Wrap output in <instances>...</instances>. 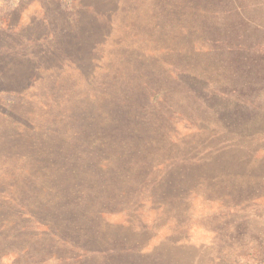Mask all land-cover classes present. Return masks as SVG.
I'll list each match as a JSON object with an SVG mask.
<instances>
[{
    "label": "rangeland",
    "instance_id": "rangeland-1",
    "mask_svg": "<svg viewBox=\"0 0 264 264\" xmlns=\"http://www.w3.org/2000/svg\"><path fill=\"white\" fill-rule=\"evenodd\" d=\"M0 264H264V0H0Z\"/></svg>",
    "mask_w": 264,
    "mask_h": 264
}]
</instances>
